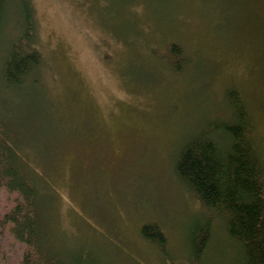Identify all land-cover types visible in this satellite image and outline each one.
I'll use <instances>...</instances> for the list:
<instances>
[{
    "label": "rangeland",
    "instance_id": "1",
    "mask_svg": "<svg viewBox=\"0 0 264 264\" xmlns=\"http://www.w3.org/2000/svg\"><path fill=\"white\" fill-rule=\"evenodd\" d=\"M31 42L40 64L9 83V56ZM229 90L264 161V0H8L0 144L13 140L40 192L43 244L69 264H243L223 219L175 169L191 137L233 120ZM15 197L0 184V224ZM148 224L163 247L144 237ZM208 228L193 257L195 231ZM0 240V264H17L8 228Z\"/></svg>",
    "mask_w": 264,
    "mask_h": 264
},
{
    "label": "trees",
    "instance_id": "2",
    "mask_svg": "<svg viewBox=\"0 0 264 264\" xmlns=\"http://www.w3.org/2000/svg\"><path fill=\"white\" fill-rule=\"evenodd\" d=\"M7 1L0 0V22ZM31 45L32 42L26 54L14 50L9 56L4 69L9 83H22L40 64V52ZM171 50L178 55L182 48L173 44ZM227 96L233 120L208 125L191 137L178 154L176 174L203 205L223 219L228 236L240 246L243 264H264V161L258 148L256 127L243 98L234 90H229ZM0 149V172L3 173L0 184L18 196L13 200L14 206L1 218L0 228H8L20 246L17 264H69L43 244L40 192L20 172L21 159L13 140L7 137ZM143 235L149 242L164 246L165 236L155 225H145ZM209 238V228L195 231L191 240L193 257L203 255Z\"/></svg>",
    "mask_w": 264,
    "mask_h": 264
}]
</instances>
